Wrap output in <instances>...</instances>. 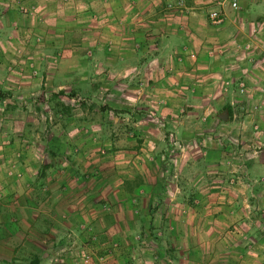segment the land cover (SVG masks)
Segmentation results:
<instances>
[{
	"label": "crops",
	"instance_id": "1",
	"mask_svg": "<svg viewBox=\"0 0 264 264\" xmlns=\"http://www.w3.org/2000/svg\"><path fill=\"white\" fill-rule=\"evenodd\" d=\"M235 2L232 7L230 0H0V88L12 78L25 82L9 67L21 63L22 49L35 61L36 47L24 38L40 34L43 48L68 55L58 61L39 57L44 80L76 79L86 98L106 92L118 107L140 99L164 128L172 118L180 136L193 123L186 122L187 114H203L216 131L212 136H220L202 139L201 153L197 139L178 143L179 154L170 159L176 171L169 176L167 154L161 153L155 192L149 185L150 192L126 190L125 201L109 204L95 201L102 191L93 163L79 171L74 164L59 165L53 158L62 153L55 150L42 164L50 166L41 170L23 160L13 184L0 189V264L57 259L84 264L80 254L100 236L99 226L115 241L123 223L147 224L152 206L157 235L172 250V257H161L171 264H264V0ZM212 9L221 13L219 23L209 21ZM51 69L59 72L48 76ZM225 110L226 119L215 123L213 115ZM100 126L83 121L79 129ZM126 156L134 166L139 155ZM177 176L184 185L175 179L164 184ZM198 177L208 181L199 185ZM134 230H127L132 239ZM153 257L144 263L152 264Z\"/></svg>",
	"mask_w": 264,
	"mask_h": 264
},
{
	"label": "rangeland",
	"instance_id": "2",
	"mask_svg": "<svg viewBox=\"0 0 264 264\" xmlns=\"http://www.w3.org/2000/svg\"><path fill=\"white\" fill-rule=\"evenodd\" d=\"M24 41H27L32 47H36L34 49V56H37L36 63L32 60L33 57L28 56L30 51L20 50L21 63H12L9 69L15 67V71L19 73L18 77L25 82L18 81V79L15 81V78H12L10 80L12 84L4 83L6 88H0V93L7 98L5 104L0 103V189L4 184H13L14 178L19 173L17 166L19 163L23 164V160L27 159L25 166L31 163L34 168V164H37L39 165L38 169L41 170L46 157L52 158L51 156L54 155L51 153L56 151L58 155L62 153L53 158L57 162L59 161V165L64 164L71 168V164H74L77 168L73 169L77 171H79L78 168L86 169L88 163H93L96 172L92 176L97 175L95 179H97L99 191H102L98 192L99 197L96 196L95 201L107 204L114 201L123 202L126 190L127 192L133 190L137 192L143 187L144 191H148L151 187V191L152 189L154 192L156 191L160 184L156 173L160 167H163L160 164L162 160L159 158L161 153L167 154L168 160H166L164 168L168 170L166 176H169L173 174V171H176L173 169V162L170 159L176 158L179 154L178 143L188 144L190 138L197 139L200 142L198 152L201 153V150L206 149V146L201 144L202 139H210V136L220 137L216 134L212 136V133L216 131L209 130L208 119L203 114L197 116L187 114L186 122L188 120L193 122L190 126L191 130L186 128L183 130V136H180L176 127L170 122L173 121L172 118L168 119V124L164 128L158 124V120L162 118H158L155 113H152V106L140 99L133 97L130 100L126 99L127 105L120 107L114 105L110 96H103V94H107L106 92H101V96L97 95V97L88 99L83 94L85 87H81V91V88H77L75 78H73L75 79L73 83L64 80L61 75L56 74L59 72L57 69L47 71L48 76L52 74L57 76L54 75L52 78L44 80L45 68L42 70V65L37 63L39 57L58 61L59 58L67 60L68 58L64 57L68 55L64 56L65 51H47L41 45L43 35L40 34H27ZM25 60L28 61V64L24 65ZM15 62H17L16 58ZM27 83L30 88L18 87L20 84L23 86ZM136 84L138 85V83H130L129 86H136ZM87 88H91V85L88 84ZM59 90L63 91L62 94H59L56 100H52L51 94ZM27 91L30 94L24 95ZM181 109L184 113L187 107L183 106ZM200 117L206 118L202 120ZM213 117L218 118L215 123H219L218 121L221 120L217 114ZM83 121L99 122L100 129L95 128L96 130L89 129L87 131L79 129V124ZM88 138H94V143L89 144ZM144 138L147 143L142 145ZM19 144H22L23 147L20 148ZM3 145L6 146L5 150ZM25 145L27 148L24 147ZM20 149L24 150L23 154L19 151ZM128 154L139 155L135 159L134 166H129L132 158L127 157ZM76 160L79 165H76ZM72 161L74 162L72 163ZM203 166L205 167V165ZM142 174H144V178H142ZM174 179L176 183L181 181L183 184V180L178 176L177 178L167 177L164 184L173 185ZM5 180L6 183H4ZM207 181L206 178L198 177L197 183L203 185ZM116 191H119L117 195L114 193ZM136 192L133 193V196L139 198L147 196H141L143 192L142 194ZM138 200L143 202L142 199ZM9 201L13 202L14 199L11 198ZM138 208L135 213L141 218L142 211ZM134 225L123 223L119 226V235L116 236L115 241L111 240L112 238H109L108 234L103 235L102 227L99 226L96 231L100 236L93 243L94 245L86 244L89 250L83 248L84 250L80 254L84 264H146L144 261L148 255H156V258L153 257L152 264H171L161 257L162 255L167 256L166 253L172 251L163 241V237L157 235L158 226L154 225L155 229L152 231L159 239V243H156L148 233L147 224L142 223L141 219ZM133 229H135V238L132 239L127 230L133 231ZM108 253L111 254L105 256ZM55 263L61 262L57 259Z\"/></svg>",
	"mask_w": 264,
	"mask_h": 264
},
{
	"label": "trees",
	"instance_id": "3",
	"mask_svg": "<svg viewBox=\"0 0 264 264\" xmlns=\"http://www.w3.org/2000/svg\"><path fill=\"white\" fill-rule=\"evenodd\" d=\"M63 91L59 90L57 92H53L51 94V99L52 100H56L57 96L59 94H62ZM0 101H3V102H7V98L2 95V93H0ZM226 114L228 115L229 112L227 110H225ZM52 155H54L53 153H51ZM50 165L47 163L45 165H42V168H46V167H49ZM156 208L155 207H150L148 210H147V213L149 214V220L147 221V230H148V233L150 234V236H152V238L155 240L156 243H159V239L157 236H155L152 231L155 229L152 221H151V214H153V212H155ZM172 251V250H171ZM172 253V252H171ZM171 253H166L167 255H169L170 257H172Z\"/></svg>",
	"mask_w": 264,
	"mask_h": 264
},
{
	"label": "built area",
	"instance_id": "4",
	"mask_svg": "<svg viewBox=\"0 0 264 264\" xmlns=\"http://www.w3.org/2000/svg\"><path fill=\"white\" fill-rule=\"evenodd\" d=\"M230 5L232 7H235L236 6L235 0H230ZM207 16L211 23H219L221 20V13L216 9H212L208 11Z\"/></svg>",
	"mask_w": 264,
	"mask_h": 264
},
{
	"label": "water",
	"instance_id": "5",
	"mask_svg": "<svg viewBox=\"0 0 264 264\" xmlns=\"http://www.w3.org/2000/svg\"><path fill=\"white\" fill-rule=\"evenodd\" d=\"M221 120H225L226 119V113L223 112L218 116Z\"/></svg>",
	"mask_w": 264,
	"mask_h": 264
}]
</instances>
